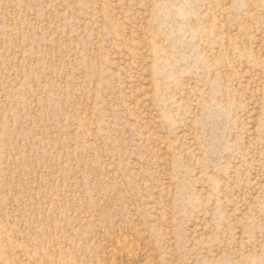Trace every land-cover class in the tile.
Returning a JSON list of instances; mask_svg holds the SVG:
<instances>
[{
    "label": "rangeland",
    "instance_id": "obj_1",
    "mask_svg": "<svg viewBox=\"0 0 264 264\" xmlns=\"http://www.w3.org/2000/svg\"><path fill=\"white\" fill-rule=\"evenodd\" d=\"M0 264H264V0H0Z\"/></svg>",
    "mask_w": 264,
    "mask_h": 264
}]
</instances>
